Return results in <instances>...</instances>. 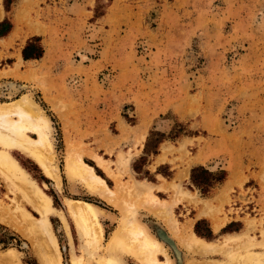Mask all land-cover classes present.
Returning <instances> with one entry per match:
<instances>
[{"label":"rangeland","instance_id":"obj_1","mask_svg":"<svg viewBox=\"0 0 264 264\" xmlns=\"http://www.w3.org/2000/svg\"><path fill=\"white\" fill-rule=\"evenodd\" d=\"M71 3L81 5V11L90 9L82 12L90 15L71 21L69 15H76L68 7ZM11 4L23 35L51 21L52 33L63 41L77 43L84 38L90 47L76 51L71 60L84 71H75L72 64L37 63L22 66L29 75H14L19 63L0 62V101L29 93L49 120L52 163L59 168L60 185L30 155L6 150L51 197L68 224L70 245L63 217L49 215L62 264H71L72 253L81 256L83 264H97L107 256L108 238L121 216L107 197L67 176L70 152L78 153L121 196L141 183L158 199L174 202L176 229L140 198L135 211L136 219L162 241L172 264H264V0H12ZM98 62L106 64L92 69ZM124 98L129 103L122 105ZM119 115L127 130L116 125ZM154 145L156 154L151 152ZM197 164L224 170L226 177L202 194L187 177L188 168ZM175 168L180 176L173 175ZM243 170H252V178ZM254 170L258 177H253ZM68 198L85 200L98 210L103 236L94 252L77 232ZM0 207L8 210L0 218V250L14 248L21 264H41L36 259V237L6 221L7 216L19 219L17 207L39 215L23 198L20 186L1 174ZM206 216L217 230L211 240L193 232L196 219L202 220L200 229H206ZM192 232L208 243L207 251H190L182 244ZM231 250L234 256L228 253ZM247 251L252 260L238 262L237 256ZM113 256L121 264H142L127 252Z\"/></svg>","mask_w":264,"mask_h":264},{"label":"bare ground","instance_id":"obj_2","mask_svg":"<svg viewBox=\"0 0 264 264\" xmlns=\"http://www.w3.org/2000/svg\"><path fill=\"white\" fill-rule=\"evenodd\" d=\"M49 128L48 118L42 113L40 106L29 93H22L11 101H0V146L5 148H0V174L9 182L20 186L23 198L32 205L39 215L37 218L33 217L23 207H17L19 219L15 220L7 216V220H5L11 226L22 232L28 230L36 237L39 263L61 264L62 254L49 220L51 213H61V211L53 206L51 197L28 177L26 170L6 150L7 148H15L30 155L60 185L59 168L52 163L53 148L48 135ZM30 131L35 133L36 137L29 135L28 132ZM122 165L126 168L127 162H123ZM65 173L69 178L81 181L89 191L107 197L121 211L118 225L107 241V256L99 259L97 264H121L120 260L113 256L118 252L129 253L142 264H172L165 246L149 232L145 224L136 219L135 211L138 198H140V203L158 216L160 215L170 228L176 229L175 220L171 213L173 201L158 199L141 183L132 185L128 190L126 189L127 195L121 196L109 188L104 178L95 173L93 167L85 163L78 153H68ZM106 201L108 200L106 199ZM67 209L73 217L78 234L85 240L87 247H93L91 251L94 252L93 250H96V245H99L98 242L103 236L102 224L98 219V210L90 202L71 198L67 199ZM4 212L8 213V210H3L0 207V218L3 217ZM9 212L11 213V211ZM15 212L17 213V211ZM65 225L68 229L66 221ZM182 244L188 250L199 253L207 251L210 247L207 245L208 243L195 236L193 232L184 236ZM262 244L264 245V242ZM228 253L232 256L235 254L233 250L228 251ZM252 258L249 251L240 257L237 256L238 262L241 263L252 260ZM70 260L71 264H83L81 256H76L74 253ZM0 263L21 264L18 252L11 248L0 252Z\"/></svg>","mask_w":264,"mask_h":264},{"label":"crops","instance_id":"obj_3","mask_svg":"<svg viewBox=\"0 0 264 264\" xmlns=\"http://www.w3.org/2000/svg\"><path fill=\"white\" fill-rule=\"evenodd\" d=\"M68 7H69V9H72L76 14L74 16L69 15V18L71 21L78 22V21H81V20L87 18L88 15H90V14H83L82 12L85 13V11L89 13L90 9L84 7V9H82V11H81L80 9L82 6L79 4L73 5L71 3ZM5 18H7L11 22L12 27L7 34L0 36V62L5 61L8 63V65L9 64L14 65L16 63H19L18 69L13 71L14 75H29L30 70L28 68H23L22 66H24L25 64L32 66V65H35L37 63L41 64V65H48V66L49 65H55V66L57 65L58 67H60L62 65H67V64L71 65L72 64V65H74L73 69L75 71H77V72L81 71V70L84 71L85 67H84V69L80 68L79 65H76L75 62L71 61L73 54L76 51L89 50V48H90L88 46L89 44L86 43L84 38H82L77 43L72 42L70 40L63 41L59 36H57V34L52 33L53 30L50 27L51 21L44 22V24H42V25L33 26L35 31H32L27 35H23L22 33L19 32V30H17V23H16L15 18H14V13L12 12V4L10 5V9L7 11V10H5L4 5L2 3V9L0 6V21H2ZM61 30H63V28ZM32 36H39L40 37V44L43 46V49H44L43 55L40 58L24 59L22 56V49L25 46L26 41ZM105 64H106V62H98L92 66V69H94L95 66H105ZM123 101L124 102L122 103V105L124 103H129V101L126 102L125 98ZM115 119H116V125H119L121 129L127 130L126 121L122 118L121 115H119ZM191 168H188L187 177L189 180H190ZM243 173L247 175V178H252V170H249L247 173H246V171L243 170ZM253 173H254L253 177L259 176V173L257 170H254ZM175 174L180 176L179 169H176V168L174 169L173 175H175ZM57 210L60 211L59 209H57ZM56 213H59V212H56ZM61 214L62 213H60V215ZM198 219H200V218H198ZM205 219H207V221H206L208 223L207 225L210 228L212 235L214 237L217 230L213 229L212 220L208 216H206ZM65 221L66 220H64V224H65ZM196 221H197V219H196ZM196 221H194L193 227H194V224L196 223ZM223 225H225V223ZM146 228L148 229L147 226H146ZM64 232H65L66 241L68 242V244L69 245L73 244L72 233L69 230V227H68V229L66 228V225L64 228ZM66 232L71 237V242H70L69 237H68ZM193 232H194V230H193ZM155 238L158 239L157 237H155ZM204 239H206V238H204ZM211 239H206V240H211ZM159 241L162 243L161 240H159ZM11 249H14V248H11ZM3 250L6 251L5 249H3ZM3 250H0V251L2 252ZM36 259H37V261H39L37 256H36Z\"/></svg>","mask_w":264,"mask_h":264},{"label":"trees","instance_id":"obj_4","mask_svg":"<svg viewBox=\"0 0 264 264\" xmlns=\"http://www.w3.org/2000/svg\"><path fill=\"white\" fill-rule=\"evenodd\" d=\"M11 2L12 0H3V5H4L5 10L8 11L10 9ZM11 27H12V24L7 18L0 21V36L7 34L10 31ZM43 52H44V49H43V46L40 44V37L32 36L26 41V44L22 49V56L24 59L40 58L43 55ZM160 141L161 139H158L157 142H160ZM146 146L147 144H145V147ZM151 152L153 154L157 153V145H154V149ZM159 169L160 168L158 167V170ZM225 177H226V173L224 170L211 171L202 164L195 165L190 170L191 185L200 189L202 194H207L213 186H215L217 183L222 182L225 179ZM43 179H46V178L43 176ZM54 198H55V195H54ZM201 223H202V220L196 221L193 227L194 232L200 237L211 239L213 235H212L210 228L207 225L204 231L201 230L200 229ZM232 224L233 222L223 227L222 231H227L228 228ZM236 229L237 227H235L234 229L233 228L229 229V230H236Z\"/></svg>","mask_w":264,"mask_h":264}]
</instances>
